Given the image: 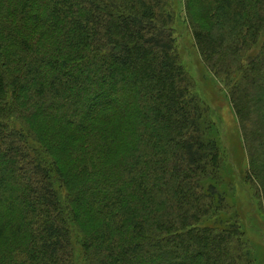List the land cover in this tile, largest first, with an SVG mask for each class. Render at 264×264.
<instances>
[{
    "label": "trees",
    "instance_id": "trees-1",
    "mask_svg": "<svg viewBox=\"0 0 264 264\" xmlns=\"http://www.w3.org/2000/svg\"><path fill=\"white\" fill-rule=\"evenodd\" d=\"M179 20L264 211V0H0V264H260Z\"/></svg>",
    "mask_w": 264,
    "mask_h": 264
},
{
    "label": "rangeland",
    "instance_id": "rangeland-1",
    "mask_svg": "<svg viewBox=\"0 0 264 264\" xmlns=\"http://www.w3.org/2000/svg\"><path fill=\"white\" fill-rule=\"evenodd\" d=\"M176 29L178 32V50L182 63L196 80L199 95L210 105L217 124L221 145L229 155V166L234 170V202L238 204L243 214L245 231H247L248 237L256 247L259 262L264 264V250L262 247L264 245L263 206L260 203L261 208H258L256 203L249 199L239 179L242 173L241 168L244 167V152L240 129L232 105L229 102L227 90L203 65L194 46L191 32L187 29L185 23L179 20ZM259 46L257 45L253 51H257ZM226 188L228 189V187ZM230 195H228V199L231 202Z\"/></svg>",
    "mask_w": 264,
    "mask_h": 264
}]
</instances>
